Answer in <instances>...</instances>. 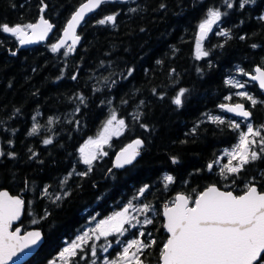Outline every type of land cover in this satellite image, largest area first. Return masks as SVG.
<instances>
[{"label": "trees", "instance_id": "obj_1", "mask_svg": "<svg viewBox=\"0 0 264 264\" xmlns=\"http://www.w3.org/2000/svg\"><path fill=\"white\" fill-rule=\"evenodd\" d=\"M85 1L0 0V26L36 24L45 8V18L55 27L47 42L21 50L19 38L0 28V190L25 199V228L43 230L45 242L26 264H48L82 225L80 214L88 205L98 200L108 210L130 197L158 213L160 222L148 228L156 243L143 257L160 264L168 238L162 207L178 193L195 199L215 184L239 195L253 178L264 189V153L245 166L234 185L232 176L224 179L217 163L241 133L231 126L238 120L221 105L246 104L250 121L264 135V94L248 82L246 92L258 101L253 107L235 86L240 71L264 68V0H250L242 9L243 0H231V8L224 0L105 3L81 27L82 40L73 52H53L70 17ZM210 8L227 13L221 29L231 39L211 34L206 40L209 55L197 59L198 25ZM109 15L116 16L114 24L99 23ZM181 90L182 104L177 106L174 100ZM113 113L125 121L124 133L106 147L107 155L84 180H76L75 191L63 196L71 191L72 170L81 166L78 147ZM34 125H39L35 134ZM139 138L143 146L137 161L112 169L115 153ZM45 139L52 143L45 144ZM167 176L174 182L169 184ZM33 219H38L36 224Z\"/></svg>", "mask_w": 264, "mask_h": 264}, {"label": "snow or ice", "instance_id": "obj_2", "mask_svg": "<svg viewBox=\"0 0 264 264\" xmlns=\"http://www.w3.org/2000/svg\"><path fill=\"white\" fill-rule=\"evenodd\" d=\"M108 0H87L81 7L72 15L67 27L63 32L64 39L52 46V51L57 52L64 47L66 40L71 39L72 45L68 47L69 53L73 52L80 37L76 35V28L84 21L87 13L101 7ZM254 2V0H251ZM229 8L233 7L231 0H224ZM250 0H243L239 4L242 9ZM46 7V5H45ZM163 8L164 5H161ZM135 11V9H132ZM223 15L219 9L210 8L206 18L198 25V39L196 41V58L201 59L207 57L209 52L203 47V42L207 39L208 34L213 31L214 26H219L218 22ZM116 16L109 15L105 19L99 21L100 24L115 23ZM54 26L43 17L40 18L38 24H27L26 26H8L2 25L4 33H10L19 38L20 44H30L36 37L40 40L46 38L47 34ZM31 30L32 37L28 35ZM228 39H231L230 33L221 29L218 33ZM244 39V37H241ZM222 46V45H221ZM253 48L257 45H252ZM15 55V53H13ZM248 75V73H243ZM131 75V70H129ZM72 79H76L73 75ZM253 81H258L259 87L264 89V70L260 67L255 69V74L250 77ZM229 84L232 81H228ZM236 87L243 88V84H237ZM185 90H181L175 98L174 103L177 106L182 104L180 97L184 95ZM247 100L251 101L253 107L258 101L249 95L247 92L240 93ZM81 102L84 98L79 97ZM231 99V97H228ZM221 108L227 112L235 113L237 116L243 117L245 121H250L252 113L246 110L243 104H235V106L221 105ZM213 123L224 124V120L219 117H210ZM52 123V120H49ZM115 124V127H114ZM235 129H239V124L231 125ZM125 121L117 119L113 113L110 119L107 120L104 129L97 139H89L87 144L80 149L83 155V162L86 165H91L97 158V151L100 154L107 155L102 152V146L107 144L112 135H120L125 129ZM143 127V125H142ZM39 131V125H34L32 133ZM259 138V139H257ZM45 144H51V139H45ZM143 146V141L136 139L129 144L120 153L117 158V167H123L125 164H131L137 156L140 155L139 149ZM259 146L260 151L257 152L255 147ZM97 151H90L89 149ZM261 153H264V135L259 128H254L251 123H247L246 130L239 135V143L231 150L226 151L225 155L230 157L228 163L223 166L222 175L225 180L232 176L231 184L234 185L236 180L241 179L240 174L245 171V166L261 159ZM4 153L0 151V156ZM173 163L178 161L173 158ZM235 162V163H234ZM209 171L212 170V165H208ZM227 173L228 175H224ZM82 173L81 175H86ZM167 182L173 183L172 176L166 177ZM247 182L244 185L242 194L234 195L233 191H223L219 187L212 185L206 190L200 192L195 199L189 195H177L171 205H165L163 216L166 218V223L163 225L169 238L163 245L161 250V259L163 264H264V189L258 190L253 181ZM147 190V186L140 190V195ZM47 192V189H45ZM60 199V197H56ZM25 202L19 197L10 196L7 192H0V264H10L13 257L21 252L24 248L38 245L41 242L42 235L40 231H30L25 236L21 237L19 228L10 231L13 221L20 219ZM130 204L123 211L116 213L108 220H104L94 229L95 239L100 237L107 238L111 235H123L127 229L125 224H132L135 219L128 215ZM134 211H139L146 216L144 224H152L153 219L147 218L149 212H155V209L148 204H144L141 208H136ZM144 236L143 232L139 233ZM91 237L88 232L78 237L77 241L72 243L70 247L64 249L61 253V258L76 254V250L87 242ZM119 243V241H117ZM155 240H150L145 243L142 240L134 239L130 241L123 249L122 254L114 261H105L104 264H144L141 255L148 248L155 245ZM135 251H131V249ZM91 254L96 255L95 248ZM55 264V262H53Z\"/></svg>", "mask_w": 264, "mask_h": 264}, {"label": "rangeland", "instance_id": "obj_3", "mask_svg": "<svg viewBox=\"0 0 264 264\" xmlns=\"http://www.w3.org/2000/svg\"><path fill=\"white\" fill-rule=\"evenodd\" d=\"M221 20H222V18H221ZM221 20L218 22V25H219L218 27L217 26L213 27V31L211 33H209V36L211 34H218L219 33V31L221 29ZM203 47H204V49L206 51H208L206 42H203ZM67 49L68 48H66V51H67ZM243 73H244L243 71H240L238 79L235 82L236 85L237 84H243L244 85L243 88L236 87L237 89H239V91L237 93H240V89H243L242 90L243 92H245L244 89H249L248 88V82H250V81H248L246 78H244L242 76V75H244ZM248 94H250V93H248ZM115 115H116L117 119H121V118H119L117 116V114H115ZM237 123H239V125H240L241 132L246 130L247 123H251L254 128L261 129L260 127L255 126V124L252 121H241L239 119L237 121ZM105 124H104V126H105ZM104 126L100 130H98V132L96 133L95 136H92L89 139H93V140L97 139L98 136H99V133H101L103 131ZM114 127H115V124H114ZM124 131H125V129L123 130V132L120 135H122L124 133ZM120 135H112L110 140H109V142L102 146V152L105 153L106 152V147L107 146L110 147L111 143H112V140L115 137L120 136ZM89 139L85 140L80 145V149L83 148L87 144ZM257 139H259V138H257ZM238 143H239V141L237 142V144ZM236 145H234L232 147H229V148H227V149L222 151V154L220 155V157H219V159L217 161L221 171H223V166L226 165L228 163V160L230 159V157L225 155V152L226 151H231ZM259 149H260L259 146L255 147V150L257 152H259ZM89 150L90 151H97L94 148L89 149ZM98 154H100L99 151H97V155ZM45 193H47V192H45ZM178 194H183V193H178ZM137 197H139V196H137ZM128 200H130V201H128ZM128 200L119 201L116 204V207L114 206L115 207L114 210L112 212H110V213H107L105 215V217H103V218L99 219L96 216H92L91 218H89V220H88V218H87V220L85 219L86 222H85V225L83 226V229H81L79 231V233L73 239L66 240L64 242V244L62 245L60 251L54 255V257L49 261L48 264H53V262H55V264H104L105 261L111 262V261L117 260L118 257L122 254L123 249L127 246V244L130 241H132L134 239H137L136 235L138 233L136 235H135V233H133V231L136 228H139V230H140L139 233L143 232L144 234H148L150 232V229L149 230H146L145 228L142 229V224H144L143 221L146 218L142 219L141 216H140L141 212L134 211V209H136V208L143 207L144 204L138 198L130 197V199H128ZM130 204L133 207L129 208L128 215L135 218V219L132 220V224H135L136 226L132 227L131 224H125L124 227H125V229H127V231L123 235L118 236V235L114 234V235L108 236L107 238L100 237L99 240H96L95 239V235L96 234L94 233L93 230L96 229L98 227V225L100 223H102L104 220H108L110 217H112L116 213L123 211L124 208L128 207ZM155 213H156V211L154 213L152 212L153 215ZM147 218H150V217H147ZM37 221H38V219L37 220L33 219L31 221V223L32 224H36ZM139 225H140V227H138ZM30 228H32V227H30ZM25 229H29V228H25ZM85 232L89 233V236L91 237V239H89L87 242H85L83 245H81V247L76 250V254L75 255H72V256H67L66 255L64 258H61V253L64 251V249L67 248V247H70L71 244L76 242L78 237L82 236ZM111 237H115V239L112 240ZM117 241H119V243ZM93 248H95V251H96V255L95 256H93L91 254ZM131 251H135V249L133 248V249H131ZM141 259L143 260L144 264H149V263H146L145 259H143V258H141ZM160 264H161V262H160Z\"/></svg>", "mask_w": 264, "mask_h": 264}, {"label": "water", "instance_id": "obj_4", "mask_svg": "<svg viewBox=\"0 0 264 264\" xmlns=\"http://www.w3.org/2000/svg\"><path fill=\"white\" fill-rule=\"evenodd\" d=\"M130 1H134V0H108V2L107 3H114V2H123V3H127V2H130ZM87 2V0L85 1V2H83L82 4H84V3H86ZM81 4V5H82ZM81 5L76 9V11L81 7ZM103 6V4L101 5V7ZM100 7V8H101ZM100 8H98V9H96V10H94L93 12H90V13H87L86 15H85V18H84V21H82L81 23H80V25L76 28V35H78L79 37H80V39H79V42L76 44V46H75V49L80 45V43H81V40H82V38H81V36L79 35V31H80V29H81V27L84 25V23L91 17V16H93L95 13H97L99 10H100ZM45 11H46V9L45 8H43L42 9V13H41V17H43L45 20H47L46 18H45V15H44V13H45ZM75 11V12H76ZM75 12L72 14V15H74L75 14ZM40 17V18H41ZM72 17V16H71ZM71 17H70V19H71ZM70 19H69V21H70ZM50 24H52L49 20H47ZM68 21V22H69ZM40 22V19L38 20V22L36 23V24H38ZM67 22V23H68ZM66 27H67V24H66V26H65V28H64V30L66 29ZM54 29H55V27H53L52 28V30L47 34V36H46V38L45 39H43V40H40V39H38V38H36V37H32V32H31V30H29L28 31V35L30 36V37H32V39L34 40V42L33 43H30V44H24V45H19V50H21V49H24V48H28V47H31V46H35L36 44H38V43H45V42H47L48 41V38L51 36V34L54 32ZM64 30L62 31V34H61V36H60V38L58 39V41L56 42V43H58L61 39H64V36H63V32H64ZM7 34H10V33H7ZM11 35V34H10ZM209 35V34H208ZM197 39H198V34H197ZM206 41V40H205ZM55 43V44H56ZM72 45V40L71 39H68V40H66V43H65V45H64V47H62V48H60V50L59 51H57L56 53H58V52H60L61 50H63V49H65V48H67V47H70ZM74 49V50H75ZM13 53H15V55H17V53H18V51H16V52H13ZM13 53H12V55H13ZM14 55V56H15ZM257 67H260L262 70H264V68L263 67H261V66H257ZM256 67V68H257ZM255 68V69H256ZM255 69H254V71H253V73H248V75H246V79L247 80H249L250 82H252V83H254V84H256L258 87H259V83H258V81H253V80H251L250 79V77H251V75H254L255 74ZM259 89L262 91V93L264 94V89H261L260 87H259ZM239 104H243L244 105V107H245V109L246 110H249L248 109V107L246 106V104H244V103H241V102H238ZM238 103H230V102H228V103H225L224 105H229V106H235V104H238ZM222 110L225 112V114H227V115H229L230 117H232V118H236V119H240V120H245L243 117H240V116H237L235 113H231V112H227L225 109H223L222 108ZM250 111V110H249ZM140 139V138H139ZM140 140H142V139H140ZM135 141V140H134ZM133 141V142H134ZM143 141V140H142ZM133 142H131V143H133ZM130 143V144H131ZM127 147V146H126ZM126 147H124V148H126ZM124 148H122V149H120V150H118L116 153H115V155H114V159H113V167H112V169H122V168H124V167H126V166H128V165H132V164H134L136 161H137V159H138V157L139 156H137L136 157V159L131 163V164H125L123 167H117L116 165H117V158L120 156V153L123 151V149ZM139 152H140V149H139ZM213 185H215V184H213ZM256 186H257V188H258V190H260L259 189V186L257 185V184H255ZM210 186H212V185H210ZM215 186H217V187H219L218 185H215ZM208 188V187H207ZM206 188V189H207ZM220 188V187H219ZM205 189V190H206ZM221 190H223V191H230V190H225V189H222V188H220ZM204 191V190H203ZM0 192H7L10 196H13V197H19L20 199H22V200H24V202H25V199L23 198V197H21V196H19V195H14V194H12L9 190H7V189H3V190H0ZM234 193V192H233ZM177 195H180V194H177ZM176 195V196H177ZM183 195H186V194H183ZM234 195H237L236 193H234ZM165 205H171V203H166ZM164 205V206H165ZM164 206L162 207V217H163V219H164V224L166 223V218L163 216V210H164ZM25 209H26V205L24 206V209L22 210V213H21V216H20V219L19 220H17V221H13V224H12V228L10 229V231H14V230H16L17 228H19V231H20V235H21V237H23V236H25L28 232H30V231H40L41 232V235H42V239H41V242L38 244V245H35V246H30V247H28V248H24L21 252H18L17 253V255L15 256V257H13V260L12 261H10V264H26L28 261H30L37 253H38V251L40 250V248L42 247V245L44 244V242H45V236H44V233H43V230L41 229V228H37V227H32V228H29V229H25L24 228V225L22 224V221H23V219H24V214H25ZM165 229V228H164ZM166 231V230H165ZM166 233H167V231H166ZM168 234V238H169V236H170V234L169 233H167ZM167 238V239H168ZM161 264H163V261H162V259H161Z\"/></svg>", "mask_w": 264, "mask_h": 264}, {"label": "flooded vegetation", "instance_id": "obj_5", "mask_svg": "<svg viewBox=\"0 0 264 264\" xmlns=\"http://www.w3.org/2000/svg\"><path fill=\"white\" fill-rule=\"evenodd\" d=\"M244 90H246V91H248V90H250V89H244ZM245 91V92H246ZM237 120V119H236ZM89 139V138H88ZM87 140V139H86ZM85 141V140H84ZM83 141V142H84ZM82 142V143H83ZM128 146V145H127ZM106 153V152H105ZM102 155L103 154H98L97 155V158L92 162V164L91 165H86L84 162H83V155H82V153L80 152V146L78 147V149H77V158H78V161H80V163H81V166L80 167H78V166H75L74 167V169L72 170V175L70 176V178L69 179H71V180H73L72 181V185H71V191H65V192H63V196L64 195H66V194H71V193H73V191H75V185H76V180L77 181H80L81 179H83L84 180V178H85V176L89 173V172H92L93 171V167L95 166V164H97L99 161H101L102 160ZM103 156H105V155H103ZM82 173H87L86 175H81ZM81 188V187H80ZM49 191V190H48ZM43 193H45V188L43 189ZM61 195V196H62ZM138 195H136V197H137ZM100 198V197H99ZM134 198V197H133ZM128 201H130V200H128ZM115 207H116V205H115ZM115 207H113L112 206V204H111V207L108 209V210H105V206H104V204H103V202H101V201H98V200H96L92 205H88L84 210H83V213H81L80 215H83V218H84V222L82 223V225L79 227V229L77 230V232H75L74 233V235H73V237L72 238H70V239H73L78 233H79V231L81 230V229H83V226L85 225V222H86V220H87V218H88V220H89V218H91L92 216H96L97 218H103V217H105V215L107 214V213H110V212H112L113 210H114V208ZM140 216H141V218L142 219H145L146 218V216L144 215V214H142V213H140ZM147 217H150V218H152L153 219V223H155L156 222V219L158 218V213L156 212L154 215L152 214V212H149L148 214H147ZM86 219V220H85ZM158 222H160V220H158L156 223H158ZM152 223V224H153ZM152 224H142V229H146V230H149L148 228H149V226H151ZM144 225V226H143ZM164 225V224H163ZM138 227H140V225L138 226ZM139 228H136L134 231H133V233H135V235L137 236V239H139V240H142V241H144L145 243H147L148 241H150V240H155V242H156V237L154 236V234L152 233V230H150V232L148 233V234H144V236H140L139 235ZM164 233V232H163ZM112 238V240H114L115 239V237H111ZM166 240V239H165ZM148 249H150V248H148ZM148 249H146L145 251H144V255L142 254L141 256V258H143L144 259V257L143 256H145V254L147 253L146 251L148 250ZM146 257V256H145ZM160 262H161V255H160ZM159 258H158V260H159ZM154 259H156V258H154ZM147 263V262H146Z\"/></svg>", "mask_w": 264, "mask_h": 264}]
</instances>
